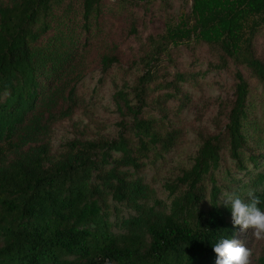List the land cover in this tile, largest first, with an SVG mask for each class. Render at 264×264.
<instances>
[{
	"label": "trees",
	"instance_id": "16d2710c",
	"mask_svg": "<svg viewBox=\"0 0 264 264\" xmlns=\"http://www.w3.org/2000/svg\"><path fill=\"white\" fill-rule=\"evenodd\" d=\"M170 2L0 0V264H216L222 194L264 211V0Z\"/></svg>",
	"mask_w": 264,
	"mask_h": 264
},
{
	"label": "rangeland",
	"instance_id": "374dc122",
	"mask_svg": "<svg viewBox=\"0 0 264 264\" xmlns=\"http://www.w3.org/2000/svg\"><path fill=\"white\" fill-rule=\"evenodd\" d=\"M171 8L168 11V14H174L175 16H179L183 11L187 12L184 0H170ZM160 22L157 20L154 22V26H160ZM129 46L136 48L138 44L135 41V38H131L129 41L126 42L124 45V49L128 50ZM205 67V66H204ZM100 69L97 66H92L90 71L85 75V81L88 86L92 89H96L95 97L92 98V101L97 105V110L99 114H101V118L105 120H110L112 122H116L118 120V115L116 113H111L116 110L115 104L112 102V94L113 91L109 87H105L104 89H99L97 87V81L100 78ZM214 78L215 80L219 79V74L217 72H210L206 75V79L210 80ZM223 80L220 81V86L223 87L224 81H230L226 78V74H223ZM207 92H211V96L218 97L222 94V89L217 88V84L211 83L206 86L205 89ZM89 96L88 99H90ZM71 128L68 125L58 128L55 130L53 135L55 146L58 147L66 138L70 137ZM243 234L240 237H237V240L240 244L247 247L252 255L250 257V264H257L258 260L262 256L263 250V241L262 239L257 240L253 236V229L249 228L247 230H243ZM241 233V232H240Z\"/></svg>",
	"mask_w": 264,
	"mask_h": 264
},
{
	"label": "clouds",
	"instance_id": "9594fccd",
	"mask_svg": "<svg viewBox=\"0 0 264 264\" xmlns=\"http://www.w3.org/2000/svg\"><path fill=\"white\" fill-rule=\"evenodd\" d=\"M224 203L230 206L233 226L241 230L253 229V236L264 239V211L258 207L260 198L247 192V202L234 193L224 192ZM216 264H250L251 251L235 239L221 238L214 246Z\"/></svg>",
	"mask_w": 264,
	"mask_h": 264
}]
</instances>
